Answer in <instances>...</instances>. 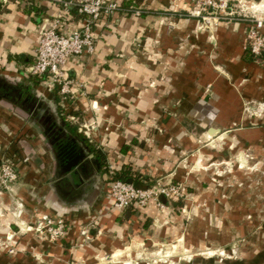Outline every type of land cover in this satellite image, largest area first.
<instances>
[{
  "label": "crops",
  "instance_id": "obj_1",
  "mask_svg": "<svg viewBox=\"0 0 264 264\" xmlns=\"http://www.w3.org/2000/svg\"><path fill=\"white\" fill-rule=\"evenodd\" d=\"M114 1L143 14L116 13L96 22L95 52L73 57L65 66L75 82L74 97L66 103L60 86L52 89L47 77L29 75L41 34L52 28L63 5L0 1V72L9 80L0 87V122L9 131L0 134V158L13 147L31 162L21 163L19 182L0 192V240L13 235L14 249L12 254L0 249V264H147L163 254L168 258L159 264H170L169 254L190 247V218L217 222L197 228V236L213 239V249L238 237L237 230L222 229L221 201L211 177L222 157L211 146L226 140L231 155L251 150L264 158V57L245 51L248 23L202 31L199 19L177 13L189 12L190 0ZM248 1L264 5V0ZM70 14L66 29L81 27L83 17L76 10ZM34 97L38 107L29 103ZM51 100L56 109L65 108L66 122L102 151L107 166L98 163V170L93 154L77 139L83 156L72 161L78 153L62 137L73 135L66 130L59 135L63 119L46 114L40 103ZM32 113H38L46 134H28L15 147L14 137L31 126ZM117 174L141 189L181 185L185 197L161 198L165 209L155 200L115 209L110 191ZM205 203L209 207L201 211ZM44 216L65 221L63 238L54 241L35 230ZM238 217L225 212L223 218L237 222ZM228 252L231 258L238 254ZM240 253L239 261L224 264H264V241ZM199 260L179 264H210Z\"/></svg>",
  "mask_w": 264,
  "mask_h": 264
},
{
  "label": "built area",
  "instance_id": "obj_2",
  "mask_svg": "<svg viewBox=\"0 0 264 264\" xmlns=\"http://www.w3.org/2000/svg\"><path fill=\"white\" fill-rule=\"evenodd\" d=\"M6 2V0H0ZM63 5V13L55 20L52 28L42 32L36 59L29 75L31 77H47L51 87L60 86V93L64 100L74 96L71 88L75 85L65 69L67 62L73 57L90 55L95 52L96 38L93 27L102 17H109L116 13L135 14L141 16L143 11L131 7H124L114 0H56ZM194 10L191 15L203 19L207 23L218 24L221 19L233 21V16L239 22L248 23L245 51L261 59L264 57V5L250 3L248 0H192ZM76 9L82 16V26L67 30L64 18L69 17L71 10ZM233 17V18H230ZM202 28V27H201ZM114 175V172H111ZM18 179L14 165L9 161L0 173V186L8 187ZM110 197L115 209L125 210L131 206L145 207L150 201L155 200L161 209L166 205L160 201L180 200L185 197V190L181 185H162L141 189L133 183L123 180L111 181ZM35 230L40 234H48L51 240L57 241L65 236L66 223L64 220H54L49 216L42 217ZM83 234L87 235L86 231ZM13 235H8L5 240H0V249L8 248L9 253H14L11 242ZM168 258L163 254L158 259L148 260L147 264H159ZM150 261V262H149ZM132 262H128L131 264ZM80 264V263H73ZM136 264H138L136 262Z\"/></svg>",
  "mask_w": 264,
  "mask_h": 264
},
{
  "label": "rangeland",
  "instance_id": "obj_3",
  "mask_svg": "<svg viewBox=\"0 0 264 264\" xmlns=\"http://www.w3.org/2000/svg\"><path fill=\"white\" fill-rule=\"evenodd\" d=\"M190 1L192 3V8L189 12H185L186 14L184 12L177 13L184 15V17L189 16L191 18H195L191 15V11L194 10V5L192 0ZM233 17L235 18L233 21L221 19L218 24L212 22L207 23L203 19L199 18L196 19L201 21L202 31H212L214 27L219 26L221 23L239 22L236 20L240 18L238 14L234 15ZM4 85H9V80L0 72V87H3ZM13 85H17L16 82H13ZM53 88L56 87H52V89ZM35 94L39 95L37 93ZM60 96L64 103L68 102V100L63 99V95ZM34 101L37 102L39 99L35 97L30 98L29 103L35 105ZM40 103L44 104L46 109L45 110L44 108H41V110L44 109L46 114L54 116L57 121L67 118V115L62 116L60 111L56 109L57 107L54 103V100H51L50 102L41 101ZM35 107H38V105H35ZM14 111L19 115L22 114V111L20 110L14 109ZM63 112H65V108ZM38 113H32L33 115H31L28 119V122L31 124V126L27 129V131L24 134L18 132V135L14 137L13 143L15 147H19L21 145L22 139L28 134H30L29 137L31 138L33 132H36V134L44 133V126L39 124L40 120L38 119ZM43 113L44 112H42V116ZM42 116L41 119L43 118ZM33 123L36 124L34 125ZM5 128L6 126L4 123L0 122V134H9V131H6ZM44 134H46V132ZM15 140L17 142H15ZM211 148L216 152H219L222 157L221 161L213 166V174H211L212 179H215L216 182V191L218 193L216 196L219 198L218 201H221L220 206L222 209L220 214H222V217L220 216V218H222V229L229 230L231 227L233 233L236 230L238 231V237L232 243L229 242L230 239L227 237L222 240V247L213 249V239L207 237L203 238L197 235L200 234L198 233V229H202V227L206 224L207 226L212 227V224H216L217 222L211 223L210 221H207L205 224L204 222L199 221L194 222L190 218L189 222L187 223L190 224L191 230L189 237H186V244H188L190 247L188 250H183L181 253L178 251L173 254H169V258L171 260L170 264L175 262L176 264H179L182 260L184 262H193L195 259H201L199 260L200 263H202L201 261H206L207 263L210 261V264L215 263L214 260L217 261L216 263H219L218 261L221 260L222 264H224L223 261H239L241 259V255H243L240 253V249L244 250L246 247H251L253 244L256 245V241L259 239L260 241H264V236H261V233L264 231V158L255 155L251 150L247 152L240 151L238 154L231 155L229 154L230 147L226 140L217 142V144H215V146H211ZM14 149L15 148L13 147H9L4 155L0 158V173L3 166L7 165L10 161L18 173V179L14 183H11L10 186L8 185V187L0 186V192L9 189L12 185L19 182V170L21 163L24 161H28L26 164L31 163L29 160H24L21 156L19 157L17 150ZM222 202H224L225 205L222 204ZM207 206L208 205L206 203L203 204L200 207L201 211L204 208L208 209L209 206ZM225 212L237 213L239 216H241V218L238 217L239 220L237 222L229 221L227 219L225 220L223 218ZM245 214H250V217L246 218ZM235 225L238 226V229H236ZM256 232L257 235L255 234ZM224 241H226V243ZM230 249H237L238 251V254L233 258L230 257L228 252ZM126 263L127 261L121 262V264Z\"/></svg>",
  "mask_w": 264,
  "mask_h": 264
},
{
  "label": "trees",
  "instance_id": "obj_4",
  "mask_svg": "<svg viewBox=\"0 0 264 264\" xmlns=\"http://www.w3.org/2000/svg\"><path fill=\"white\" fill-rule=\"evenodd\" d=\"M2 9H3V3L0 2V11ZM73 10H76V9H73ZM77 13H78V11H77ZM33 78H36V77H33ZM58 109H59L60 113H63V110L60 107ZM56 130L59 133V135L60 134L65 135V130H66L68 136H70V135L72 136L73 135L74 138L73 137H71V138H73L74 140H71V138L70 137L68 138L67 136L65 138L62 137V139H63L64 143L65 142H71V144L73 145V149H74L73 154L78 153V155H76V156L74 155V157L72 158V161H74V163L77 160L81 159L82 156H83V152L80 150V147H76L75 146L76 145L75 143L77 142V141H75V139H77V140H79L80 142H82L83 144L86 145V147L89 150V152L91 154H93L94 159L96 161H98V163L100 164L101 167L107 166V159H106V156L102 153V151L100 149H98L95 146V144L92 143L90 141V139L87 138L83 133H79L78 129L74 125L70 124L69 122H66L65 118H63V126H62V128L61 129L57 128ZM59 135L57 134V136H59ZM113 180H123V181H127L128 182V177L125 176L124 174H117L114 177Z\"/></svg>",
  "mask_w": 264,
  "mask_h": 264
},
{
  "label": "water",
  "instance_id": "obj_5",
  "mask_svg": "<svg viewBox=\"0 0 264 264\" xmlns=\"http://www.w3.org/2000/svg\"><path fill=\"white\" fill-rule=\"evenodd\" d=\"M90 160H92V161L94 162V164L96 165L97 169L99 170L100 167H99V165H98V161H96V160L94 159V156H91V157H90Z\"/></svg>",
  "mask_w": 264,
  "mask_h": 264
}]
</instances>
